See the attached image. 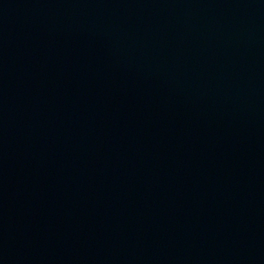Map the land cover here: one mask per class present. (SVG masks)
I'll return each instance as SVG.
<instances>
[{
    "label": "water",
    "instance_id": "obj_1",
    "mask_svg": "<svg viewBox=\"0 0 264 264\" xmlns=\"http://www.w3.org/2000/svg\"><path fill=\"white\" fill-rule=\"evenodd\" d=\"M0 264H264V0H0Z\"/></svg>",
    "mask_w": 264,
    "mask_h": 264
}]
</instances>
